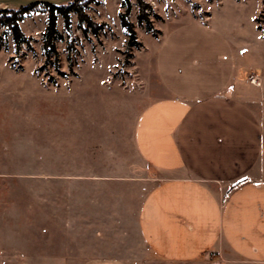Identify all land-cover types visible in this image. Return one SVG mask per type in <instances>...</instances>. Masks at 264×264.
I'll use <instances>...</instances> for the list:
<instances>
[{
    "label": "rangeland",
    "instance_id": "1",
    "mask_svg": "<svg viewBox=\"0 0 264 264\" xmlns=\"http://www.w3.org/2000/svg\"><path fill=\"white\" fill-rule=\"evenodd\" d=\"M144 1L152 9L150 30L130 0L138 43L130 50L121 0H96L86 9L104 25L97 36L84 34L73 13L67 35L59 19L62 39L50 59L42 51L46 15L20 23L31 51L22 46L15 55L0 29V264H80L98 256L175 264L150 254L136 226L150 188L144 182L157 178L133 142L141 112L163 96L155 39L168 16L205 20L211 11L219 27L233 25L247 39L237 46L245 47L236 51L238 63L264 68V0ZM214 260L210 254L186 264Z\"/></svg>",
    "mask_w": 264,
    "mask_h": 264
},
{
    "label": "crops",
    "instance_id": "2",
    "mask_svg": "<svg viewBox=\"0 0 264 264\" xmlns=\"http://www.w3.org/2000/svg\"><path fill=\"white\" fill-rule=\"evenodd\" d=\"M189 15L168 16L155 39L163 96L141 112L133 142L157 178L144 182L137 231L167 263L211 254L215 264H264V68L238 63L248 42L237 27H219L211 11Z\"/></svg>",
    "mask_w": 264,
    "mask_h": 264
},
{
    "label": "trees",
    "instance_id": "3",
    "mask_svg": "<svg viewBox=\"0 0 264 264\" xmlns=\"http://www.w3.org/2000/svg\"><path fill=\"white\" fill-rule=\"evenodd\" d=\"M95 1L96 0H74L61 5H31L20 9H0V29H4L3 34L11 36L14 43L15 55L20 52L22 46H25L31 51L32 47L30 43L32 39L27 37L21 31L20 23L32 13H45L47 15V23L42 34V51L44 58L50 59V57H55L57 54L55 42L62 39V36L58 31L59 19H62L64 30L67 35H70L71 31L72 13L76 15L78 24L80 28L83 29L84 34H86L87 31H90L93 36H97L99 31L103 29V24L94 22L85 12L88 6ZM136 5L138 9V23L140 25L145 24L147 26V30H150V22L148 18L152 15L151 6L144 0H136ZM121 7L123 8V12L119 14V21L121 27L127 34L126 48L127 50H130L138 45V43H136L134 25L128 19L132 8L130 0H121ZM71 48L72 42L67 41V51ZM60 75L65 76L63 73ZM47 78L51 82H54L49 75H47Z\"/></svg>",
    "mask_w": 264,
    "mask_h": 264
},
{
    "label": "water",
    "instance_id": "4",
    "mask_svg": "<svg viewBox=\"0 0 264 264\" xmlns=\"http://www.w3.org/2000/svg\"><path fill=\"white\" fill-rule=\"evenodd\" d=\"M74 0H0V9H20L31 5H61Z\"/></svg>",
    "mask_w": 264,
    "mask_h": 264
},
{
    "label": "built area",
    "instance_id": "5",
    "mask_svg": "<svg viewBox=\"0 0 264 264\" xmlns=\"http://www.w3.org/2000/svg\"><path fill=\"white\" fill-rule=\"evenodd\" d=\"M254 81H255V80H253L252 82L254 83ZM258 84H259V83H257V85H258Z\"/></svg>",
    "mask_w": 264,
    "mask_h": 264
}]
</instances>
